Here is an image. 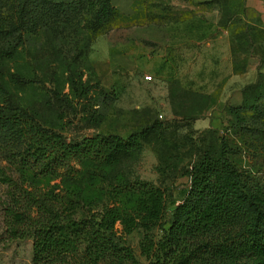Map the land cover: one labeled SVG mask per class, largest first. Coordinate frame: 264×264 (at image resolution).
Segmentation results:
<instances>
[{"label":"trees","instance_id":"trees-1","mask_svg":"<svg viewBox=\"0 0 264 264\" xmlns=\"http://www.w3.org/2000/svg\"><path fill=\"white\" fill-rule=\"evenodd\" d=\"M231 1L209 2L218 4L219 26L230 31L235 56L240 18L253 28L243 27L253 49V31L264 28L261 17L247 16L246 0L229 13ZM119 16L113 0H7L12 30L7 39V99L2 91L6 81L0 78V142L7 146L8 160L7 166H0V181L7 188L2 207L7 237L33 239V264H140L126 238L137 229L145 232L142 250L149 264H264V184L253 169L236 163L227 138L237 139L244 156L264 155L263 71L256 83L243 88L241 104L228 109L232 118L226 131H207L199 157L185 169L186 190L170 214L166 191L131 177L124 167L141 155L144 141L151 131L162 129L161 124L127 137L96 133L69 140L61 132L64 115L55 105L48 109L60 114L58 122L35 106L15 102L8 89L21 73L18 48L10 47L12 35L18 39L45 31L55 57L63 60L56 46L59 32H75L85 18L93 40L110 30ZM151 16L164 25L191 17ZM11 62L18 67L15 74ZM245 70L246 64L239 68L236 63V73ZM170 86L173 105L181 94L192 97L193 105H205V110L213 105L215 94L184 89L179 81Z\"/></svg>","mask_w":264,"mask_h":264},{"label":"rangeland","instance_id":"rangeland-1","mask_svg":"<svg viewBox=\"0 0 264 264\" xmlns=\"http://www.w3.org/2000/svg\"><path fill=\"white\" fill-rule=\"evenodd\" d=\"M209 1L113 0L122 17L119 16L105 34L91 40L86 31L85 18L81 19L82 25L75 28V32H59L56 46L63 52V60L55 57L45 31L18 39L12 35L10 47L18 48L17 62L20 64L21 77L8 90H13L17 105L25 108L35 106L46 118L58 122L60 114L48 109L50 105H55L64 115L65 125L61 132L69 140L96 133L127 137L154 123L161 124L162 129L151 131L144 141L141 155L127 161L124 167L131 177L138 176L152 181L166 191L170 214L186 190L188 177L185 169L199 157L207 131L210 128L226 131L229 119L232 118L228 109L239 104L221 102L220 93H217L213 105H208L210 107L206 110L202 108L205 105H193V98L184 94L177 96L174 100L176 105H173L169 93L170 82L156 78L146 66V60L143 69L133 68L134 75L128 73L131 69L129 67H126L128 70L118 68L117 71L115 68L111 73L113 66L104 58V50L107 46L116 48L128 45L141 54L152 55L151 52L165 42V32L161 30L164 23H159L151 15L183 18L202 14L213 20L221 13L218 4ZM244 1L232 0L229 13ZM257 10H260L259 7ZM240 20L234 48L236 63L239 68L246 64V69H251L255 67L256 61L258 65L253 71H259L264 62V32L253 31L257 43L253 49L252 41L248 40L244 32L245 27L250 30L253 28L244 25L245 19ZM11 31L7 24V0H0V78L4 77L6 81L3 82L5 87H2L5 99L7 76H11L7 69V39ZM239 50L251 51L256 60L251 59L248 65L243 56L245 54L239 53ZM10 67L12 74L17 73L18 67L14 62H11ZM250 77L249 84L256 83L258 73ZM55 95L59 97L58 100ZM48 98L52 100L51 104L46 103ZM227 138L236 163L242 168L253 169L256 179L264 184V155L253 153L244 156L237 139L230 135ZM5 149L6 144L0 142V166L8 164ZM6 199L7 188L0 181V264H33V239L11 240L4 230L2 207ZM154 233L159 236L162 232L157 228ZM144 235L142 229H137L126 238L138 262L149 264L142 250Z\"/></svg>","mask_w":264,"mask_h":264},{"label":"crops","instance_id":"crops-1","mask_svg":"<svg viewBox=\"0 0 264 264\" xmlns=\"http://www.w3.org/2000/svg\"><path fill=\"white\" fill-rule=\"evenodd\" d=\"M246 4L247 16L250 19L261 17L264 28V0H247ZM219 18L218 14L213 20L196 14L185 20L165 24L161 28L165 32V42L157 46L151 52L152 55L141 54L128 45H119L116 48L107 46L104 58L113 66L111 73L118 68L129 67L131 69L126 70L134 75L133 68L143 69L146 60L151 73L156 78L170 82V85L179 81L184 89L205 94L220 93L221 102L240 104L243 88L249 84L252 74L264 72V62L259 71H253L258 65L254 61L255 67L236 73L231 34L229 30L219 26ZM156 33L158 34V29ZM243 56L248 65L251 59L256 60V56ZM149 76L153 78L152 75ZM169 93L171 98V89Z\"/></svg>","mask_w":264,"mask_h":264}]
</instances>
